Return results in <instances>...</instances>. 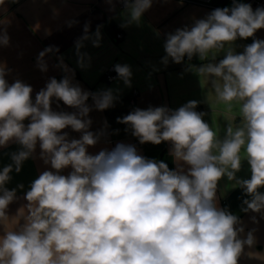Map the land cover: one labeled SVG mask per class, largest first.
Here are the masks:
<instances>
[{"label":"clouds","instance_id":"9594fccd","mask_svg":"<svg viewBox=\"0 0 264 264\" xmlns=\"http://www.w3.org/2000/svg\"><path fill=\"white\" fill-rule=\"evenodd\" d=\"M150 3L135 0L133 19ZM262 28L264 8L253 11L246 3L217 8L190 30L169 35L165 51L176 63L186 55L191 59L198 54L203 60ZM2 42L8 43L7 36ZM116 71L128 83L129 68L117 65ZM198 72L222 80L213 81V87L229 112L233 101L243 102L242 126L234 130L229 123L222 141L202 119L204 113L194 111L196 101L175 111L150 107L118 118L131 125L141 144L171 142L174 159L189 166L185 171L182 165L172 170L163 161L146 159L123 143L111 151L87 154L85 146L97 142L91 132L71 141L66 133H58L68 126L85 130L91 121L53 112L51 98L80 107L86 116L89 109L81 106L89 94L71 87L67 78H53L33 104L32 88L20 81L9 85L0 67V146L13 138L23 146L25 150L12 154L19 172L39 141L42 158L56 170L44 171L32 182L25 194L26 223L20 232H4L0 264H238L244 244L251 246L254 239L251 233L244 241L237 238L243 231L235 227L238 217L217 207L216 191L223 176L235 179L243 148L251 178L237 184L252 197L244 201L245 211L264 208V193L258 191L264 187V40H254L242 54L229 50L218 64L201 66ZM94 99L103 110L113 97L109 90ZM28 118L31 122L25 127ZM68 166L73 171L60 175ZM11 171V165L0 171V223L8 221L6 209L15 198V190L3 187Z\"/></svg>","mask_w":264,"mask_h":264},{"label":"crops","instance_id":"0c3cea01","mask_svg":"<svg viewBox=\"0 0 264 264\" xmlns=\"http://www.w3.org/2000/svg\"><path fill=\"white\" fill-rule=\"evenodd\" d=\"M242 1L246 3V0ZM218 2L221 8L234 7L228 0ZM134 5L135 0L125 8H119L115 0H4L0 4V67L4 68V79L9 85L20 81L32 88L33 104L36 95L46 90L53 78L57 82L67 78L71 87H79L82 93H88V99L81 106L89 109L86 116L80 114V107H70L56 97L51 98L53 112L75 114L78 119L91 121L85 130L75 131L68 126L58 133H66V139L71 141L80 140L84 131L91 132L97 142L85 146L87 154L111 151L123 143L134 146L146 159L163 161L172 170H179L178 165H182L187 171V164L174 159L171 142L141 144L133 135L131 125L118 122V118L122 119L136 109L150 107L175 111L196 101L194 111L204 113L202 119L222 141L229 123L234 130L242 126L240 107L243 102L233 101L229 112L228 105L217 100L213 87V81L222 84V80L200 74L198 69L209 63L218 64L229 50L242 54L254 40H264V28L247 39L238 37L226 43L215 56L210 52L203 60L199 57L195 62H186L183 58L176 63L165 51L169 35L178 29L190 30L214 10L174 0H151L150 7L138 19H133ZM118 33L123 35L121 39H117ZM4 36L8 38L7 44L2 42ZM46 49L51 51L45 52ZM41 52H45L43 58H40ZM165 57L167 63H164ZM40 64L45 65L46 70H41ZM117 65L129 68L128 83L117 73ZM111 69L117 76L109 82L105 75ZM109 90L113 97L111 105L98 109L94 97L99 98ZM30 122L31 118L23 121L25 127ZM22 150L25 149L15 138L6 146H0V171L12 166L10 179L3 187L15 190V198L6 209L9 219L0 223V240L5 231L23 230L28 213L25 194L32 182L44 171L56 172L50 162L45 163L42 158L39 141L17 172L12 154ZM214 154L218 153L214 150ZM240 156L241 168L235 172V179L223 176L218 181L216 204L238 217L235 227L243 229L238 232V239L246 240L249 233L253 236L254 243L251 246L244 244L238 264H264V208L258 212L245 211L247 204L244 201H250L252 197L237 184V180L250 179L251 170L243 148ZM72 171L68 166L59 174L67 176ZM258 191L264 193V187Z\"/></svg>","mask_w":264,"mask_h":264},{"label":"built area","instance_id":"2783aa9c","mask_svg":"<svg viewBox=\"0 0 264 264\" xmlns=\"http://www.w3.org/2000/svg\"><path fill=\"white\" fill-rule=\"evenodd\" d=\"M117 3V6L119 8H125L129 6L132 2V0H115ZM182 4H188V5H194L198 7H204L207 9L215 10L217 8H221V5L219 4L218 0H174ZM247 4H250L253 11H255L257 8H264V0H246ZM122 34H117V39L122 38ZM116 74L113 69L109 70L107 74L105 75V80L107 81H113L116 79Z\"/></svg>","mask_w":264,"mask_h":264},{"label":"trees","instance_id":"16d2710c","mask_svg":"<svg viewBox=\"0 0 264 264\" xmlns=\"http://www.w3.org/2000/svg\"><path fill=\"white\" fill-rule=\"evenodd\" d=\"M198 59H199V55H198V54L193 55V57H192L191 59H189V58L187 57V55L184 57V60H185L186 62H195V61H197Z\"/></svg>","mask_w":264,"mask_h":264},{"label":"rangeland","instance_id":"374dc122","mask_svg":"<svg viewBox=\"0 0 264 264\" xmlns=\"http://www.w3.org/2000/svg\"><path fill=\"white\" fill-rule=\"evenodd\" d=\"M229 5L235 6V4L244 3L242 0H228Z\"/></svg>","mask_w":264,"mask_h":264},{"label":"water","instance_id":"95a60500","mask_svg":"<svg viewBox=\"0 0 264 264\" xmlns=\"http://www.w3.org/2000/svg\"><path fill=\"white\" fill-rule=\"evenodd\" d=\"M220 2H223V0H220Z\"/></svg>","mask_w":264,"mask_h":264}]
</instances>
